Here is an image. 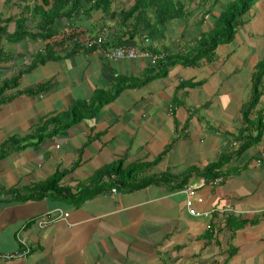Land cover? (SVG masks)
<instances>
[{"label":"crops","instance_id":"crops-1","mask_svg":"<svg viewBox=\"0 0 264 264\" xmlns=\"http://www.w3.org/2000/svg\"><path fill=\"white\" fill-rule=\"evenodd\" d=\"M125 1L113 0L109 10ZM263 1L241 15L229 41L190 64L182 63L189 47L222 0L202 22L206 6L154 27L150 37L139 31L129 44L168 57L153 64L149 55L106 60L93 50L70 53L57 39L46 46L37 24L54 0H0V87L17 76L0 95L7 98L0 99V252L28 248L0 264H264V127L257 142L234 152L252 76L264 63ZM80 3L72 12L67 4L54 8L55 38L72 28L107 41L128 36L117 19ZM22 22L26 33L18 35ZM48 48L55 57L36 63ZM229 153L219 167L223 180L195 187L188 208L197 213L190 214L184 187ZM118 160L148 163L142 174L160 177L112 194L110 186L92 194L99 188L92 184L79 201L9 194L74 162L61 181L75 192L97 168ZM48 216L58 217L38 223Z\"/></svg>","mask_w":264,"mask_h":264},{"label":"trees","instance_id":"trees-1","mask_svg":"<svg viewBox=\"0 0 264 264\" xmlns=\"http://www.w3.org/2000/svg\"><path fill=\"white\" fill-rule=\"evenodd\" d=\"M81 1H84L88 5V9H100L102 13H107L106 16L109 18L118 20V30L121 33H125L127 31V37H115L110 41H107L106 38L103 39L104 42L101 45L106 47H116L122 44L132 43L130 40L133 39L135 34H138L139 31L141 33H146L149 37L153 33V28L159 25H165L170 21H174L179 18L190 16L191 13L194 16H197L198 8H202L206 6L204 13L199 21L202 22L204 15L209 16L212 5L216 4L218 0H213L212 3H209V0H129L127 4L126 1L123 2V6L121 8L111 9V3L113 0H54L53 4L46 11L41 12L40 22L37 24L39 32L36 34L42 38H45V45L47 46L52 41L57 39L61 41V43H67L70 48V53H75L79 51H91L93 50V46L91 47H82L80 43H72L71 38L77 37L78 39H82L87 36L81 29L72 28L67 30L64 34H60L57 38L56 30L53 28V20L55 15L56 7L66 5L67 4V12H72L78 6L81 5ZM221 7L215 13L214 18L211 20V26L202 32H199L198 35L192 41V44L189 47V57H185L182 63H193L194 60L199 59L205 55H209L212 53L214 46L217 43H224L232 38V35L235 31V25L237 22H240V17L245 11H247L256 0H222ZM264 2V1H263ZM214 3V4H213ZM191 4V5H190ZM208 5H210L208 7ZM208 7V8H207ZM192 8L194 10L192 11ZM56 14V13H55ZM153 23L155 25H153ZM117 30V31H118ZM125 30V32H124ZM15 31H17L18 35H22V33H26L24 28V24L18 23L15 27ZM3 32V28L0 26V34ZM34 36V34H33ZM36 36V35H35ZM130 41V42H129ZM146 49V48H145ZM188 55V54H187ZM52 53L49 48L44 51L43 55L35 58V62H42L47 58H53ZM208 57V56H205ZM168 59L166 57L164 60ZM157 62L158 64L160 62ZM156 63V64H157ZM17 76L6 80L3 82L2 87H0V95L3 93L5 88H10L15 85V80ZM264 82V63L263 67L260 71L256 72L252 76V94L250 96V100L244 105L242 110L243 115V127L238 132V142L240 143L235 150V153L241 152L248 145L257 142L259 136L263 132L264 127V94H263V85ZM101 91L94 94V97L99 96ZM109 99H100V103L108 102L111 97L108 96ZM10 98V97H9ZM1 99V97H0ZM6 101L7 98L1 99ZM258 104V107L256 105ZM76 105V104H75ZM73 106L70 108V115H75V109L78 106ZM255 109V110H254ZM254 110L255 116L251 118L250 114ZM80 119L79 116L74 118L72 121H76ZM230 158V153L225 154L219 157L216 163L208 165L202 171H199L201 176L205 178L212 177L218 175L220 173L219 167L227 162ZM75 162L68 169H56L52 172V174L45 180L38 182L29 186L28 188L23 189L21 193L11 190L9 192L10 195H13L12 198L15 199H39L46 194H54L57 197L72 199L75 201H79L82 195L86 192V188L93 184H98L93 192H98L102 190V187L110 186L111 188L119 187L124 190H131L138 187L145 186L150 182H157V177L160 175H155L153 173H149L147 175L142 174L144 172L147 164L135 163V164H127L123 165L122 161L118 160L116 163L112 165H103L97 168L89 178V183L83 187L81 184L75 192H72V189L67 184L63 183L61 180L65 176V174L71 172L75 167ZM152 165V162L150 163ZM163 177V175H162ZM185 178L180 180V183L184 181ZM179 183V184H180ZM91 187V186H90ZM109 189V192H110ZM82 198V199H83ZM81 199V200H82Z\"/></svg>","mask_w":264,"mask_h":264},{"label":"built area","instance_id":"built-area-1","mask_svg":"<svg viewBox=\"0 0 264 264\" xmlns=\"http://www.w3.org/2000/svg\"><path fill=\"white\" fill-rule=\"evenodd\" d=\"M71 42L72 43H80V45L82 47H91L93 46V51H96L100 54L103 55V57L106 60H114V59H120V58H134L137 56H145V55H149L151 58L152 62H155V60H157L158 58L161 59V57L164 56V53H150L148 51H146L143 48L138 47V45H131V44H122L120 46H116V47H106L104 48L101 43L104 42L103 41V35L101 34H97V35H90L89 37H85L82 39H78L77 37H72L71 38ZM145 40L143 42V44H145ZM223 175H217L213 178H203V177H199L198 179V183L196 185H186L183 189V192L186 194V201H185V205L188 209V212L190 214H196L197 212H194L193 210L189 209V205L191 203V198L194 196L195 194V187L196 186H201V185H209V186H214L218 183H220L223 180ZM115 189L111 188L110 189V193H114ZM63 215H66V213H64ZM58 216H53V217H46L45 220L41 219L40 221H38L39 224L41 223H49L51 221H54V219H56ZM28 252V248L26 245H22V248L20 250H16L15 252H0V263H3L5 261H8L12 258H16V257H22L24 255H26Z\"/></svg>","mask_w":264,"mask_h":264},{"label":"clouds","instance_id":"clouds-1","mask_svg":"<svg viewBox=\"0 0 264 264\" xmlns=\"http://www.w3.org/2000/svg\"><path fill=\"white\" fill-rule=\"evenodd\" d=\"M143 42H144V41H143ZM145 44H146V42H145ZM145 44H144V45H145ZM143 49H145V48L143 47ZM145 50H147V49H145ZM148 52H150V53H161V52H163V53H164V56L161 57V59L158 58L157 60H155V62H158V61H160V60H164V59H165V56H166V53H165L164 51H152V50H149ZM155 62H153V64H154Z\"/></svg>","mask_w":264,"mask_h":264},{"label":"rangeland","instance_id":"rangeland-1","mask_svg":"<svg viewBox=\"0 0 264 264\" xmlns=\"http://www.w3.org/2000/svg\"><path fill=\"white\" fill-rule=\"evenodd\" d=\"M92 11V9L90 10V12Z\"/></svg>","mask_w":264,"mask_h":264}]
</instances>
